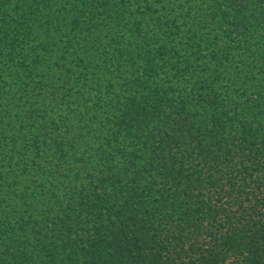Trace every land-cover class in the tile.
I'll return each mask as SVG.
<instances>
[{"label":"trees","instance_id":"obj_1","mask_svg":"<svg viewBox=\"0 0 264 264\" xmlns=\"http://www.w3.org/2000/svg\"><path fill=\"white\" fill-rule=\"evenodd\" d=\"M260 192L264 0H0V264H264Z\"/></svg>","mask_w":264,"mask_h":264},{"label":"rangeland","instance_id":"obj_2","mask_svg":"<svg viewBox=\"0 0 264 264\" xmlns=\"http://www.w3.org/2000/svg\"><path fill=\"white\" fill-rule=\"evenodd\" d=\"M258 194H259V196H261V195H264V192H260ZM218 201L223 202L225 204L226 208H230L231 200L228 196L224 195L223 197H221V199H218ZM233 209H235V208H233ZM261 209H264V202H263V204H261ZM227 263H229V264H241L242 261L240 260V258L238 260H236V257L235 258L229 257V259H227Z\"/></svg>","mask_w":264,"mask_h":264}]
</instances>
